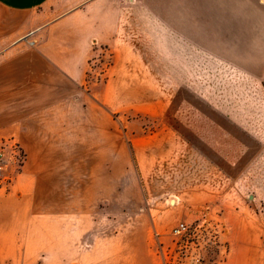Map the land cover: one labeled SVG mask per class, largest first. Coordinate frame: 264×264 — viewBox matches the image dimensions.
<instances>
[{
    "label": "rangeland",
    "instance_id": "rangeland-1",
    "mask_svg": "<svg viewBox=\"0 0 264 264\" xmlns=\"http://www.w3.org/2000/svg\"><path fill=\"white\" fill-rule=\"evenodd\" d=\"M165 19L153 32L152 18H138L139 69L106 89V103L76 107L68 132L59 128L41 190L64 198L42 199L40 211L58 206L60 256L70 239L76 257L95 248L125 256L151 234L162 264H264V79L243 69L242 39L228 46L198 32V18ZM153 36L174 38L171 53H146ZM112 63L97 50L89 82H104ZM4 140L0 194L27 168L24 151ZM180 222L190 226L184 236L172 232Z\"/></svg>",
    "mask_w": 264,
    "mask_h": 264
},
{
    "label": "crops",
    "instance_id": "crops-1",
    "mask_svg": "<svg viewBox=\"0 0 264 264\" xmlns=\"http://www.w3.org/2000/svg\"><path fill=\"white\" fill-rule=\"evenodd\" d=\"M138 18H152L153 32L164 31L165 18H198V32H210L211 39H226L228 46L242 39L243 69L264 79V0H0V138L19 145L27 167L12 191L0 194V264H162L150 249L151 234L145 250L125 256L108 258L94 247L76 257L73 239L60 256L58 206L49 215L40 211L42 199L64 198L41 190L50 182L54 136L69 131L76 107L88 109L91 99L106 103V89L125 85L126 73L139 69L133 60L144 53ZM172 39L147 38L153 50L146 53H171ZM100 49L112 53L113 63L104 82L91 83V59ZM36 230L42 232L37 239ZM153 236L160 238V231Z\"/></svg>",
    "mask_w": 264,
    "mask_h": 264
},
{
    "label": "built area",
    "instance_id": "built-area-1",
    "mask_svg": "<svg viewBox=\"0 0 264 264\" xmlns=\"http://www.w3.org/2000/svg\"><path fill=\"white\" fill-rule=\"evenodd\" d=\"M5 146L7 147H12L14 144L17 145L16 143L11 142L10 140L6 141H1ZM18 147V146H17ZM2 146H0V188L3 187L1 186L5 181H7V178L4 174V165L2 164V152H1ZM190 230V226L187 225L185 222H180L176 227L173 228V234L177 236H184L185 234L188 233Z\"/></svg>",
    "mask_w": 264,
    "mask_h": 264
}]
</instances>
